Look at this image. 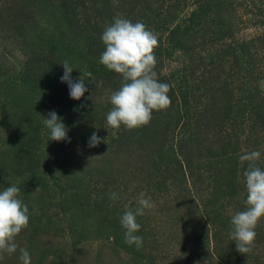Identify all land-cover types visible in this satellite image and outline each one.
<instances>
[{
	"label": "rangeland",
	"instance_id": "rangeland-1",
	"mask_svg": "<svg viewBox=\"0 0 264 264\" xmlns=\"http://www.w3.org/2000/svg\"><path fill=\"white\" fill-rule=\"evenodd\" d=\"M263 4L0 0V190L17 184L30 213L17 252L4 253L0 264H22L19 248L31 264H264V218L250 253L238 252L230 237L231 216L245 209L240 155L259 151L264 169V119L247 121L244 101L264 102ZM117 17L157 35L154 70L170 85V106L132 130L107 125L122 77L102 82L108 69L94 57L105 50L99 34ZM82 30L98 38L93 49L74 47L57 73L43 75L56 46L82 44ZM65 60L74 81L92 73L82 76L88 91L80 100L61 82ZM28 86H42L32 114L11 97ZM186 88L190 99L182 102ZM51 111L70 142L50 140L44 118ZM94 132L105 142L89 147ZM140 193L154 207L137 217V247L125 242L120 217Z\"/></svg>",
	"mask_w": 264,
	"mask_h": 264
},
{
	"label": "clouds",
	"instance_id": "clouds-1",
	"mask_svg": "<svg viewBox=\"0 0 264 264\" xmlns=\"http://www.w3.org/2000/svg\"><path fill=\"white\" fill-rule=\"evenodd\" d=\"M100 39L105 50L99 62L122 77L121 87L109 97L112 107L107 113V125L117 130L122 125L129 130L148 125L154 111L165 110L171 104L168 95L170 85L159 82L154 70L157 64L154 54V49L158 47L157 35L142 22L133 23L129 19L117 17L114 23L106 26ZM61 65L64 68L61 82L68 84L72 99L80 100L88 91L82 76L92 78V73L85 71L74 81L71 77L74 69L70 63L65 60ZM44 124L50 130V140L70 142L67 137L68 129L55 111L48 113ZM101 142L105 140L102 141L94 132L90 137L89 147H96ZM260 158L261 153L255 150L244 152L239 157L246 190L245 209L231 216L230 237L235 241L237 251L242 254L252 251L257 235L255 229L264 218V169L257 164ZM35 191H39V188ZM111 196L113 199L119 198L116 193ZM153 207L154 204L150 198H145L144 193L137 197L134 210L126 207L120 217L126 243L142 246L143 238L137 235L141 229L137 217L143 216L146 209ZM29 219V208L20 198L17 184L0 190V260L4 259V253L12 255L17 252L16 237L29 226ZM19 253L22 264H31V257L26 249L19 248Z\"/></svg>",
	"mask_w": 264,
	"mask_h": 264
},
{
	"label": "trees",
	"instance_id": "trees-1",
	"mask_svg": "<svg viewBox=\"0 0 264 264\" xmlns=\"http://www.w3.org/2000/svg\"><path fill=\"white\" fill-rule=\"evenodd\" d=\"M264 5V4H263ZM63 19V18H62ZM85 31L82 30V32L80 33L79 37L82 39V44H84L82 46L81 42L80 43H75L76 45H70V46H64V47H60V46H56L57 49L56 50V62L50 64L51 65V70H48L47 68L43 67L42 68V73L43 75L47 76V78L50 77V74L48 73V71H51L53 73H57L58 72V68H57V61H62V58L67 59L70 56L74 55V52H71V50L74 51V47L78 50V54H80V52H85V49H93V47L95 46V44H97L98 38L95 37L94 35L88 33L87 35L84 36ZM94 33V32H93ZM96 35L98 32H95ZM101 37V34H99ZM55 40V39H53ZM82 47H84V49H82ZM66 48L70 49V51H67ZM66 56H65V55ZM100 56L101 54H96V56H94L96 59L100 60ZM105 74L106 77L101 78L102 82H111L114 81V71H104L103 72ZM44 83V81H42ZM23 85V84H22ZM15 86H17L15 84ZM12 88V87H11ZM39 89H42V86L40 87H31L28 86V88L23 89L24 91H20L18 93V91L14 92L13 94H11V97H13V99L16 100L13 102V106L16 107L17 109H26L29 108L30 110V114H32V111L34 110V107L37 103V99L38 96L41 95V93H38ZM189 88H186L183 90L182 94H181V100L183 102H185L186 98L188 97L190 99L189 96ZM38 95V96H37ZM63 95H60L58 97H61ZM64 98V97H62ZM244 101L247 102L246 106L249 107L248 108V112H246V117L249 116L248 120L252 125H258L259 121L263 118L264 119V102H255V101H251L250 98H245ZM250 101V102H249ZM247 119V118H246ZM255 120L257 121V123L255 124ZM262 127V126H261ZM260 127V128H261ZM262 129V128H261Z\"/></svg>",
	"mask_w": 264,
	"mask_h": 264
}]
</instances>
